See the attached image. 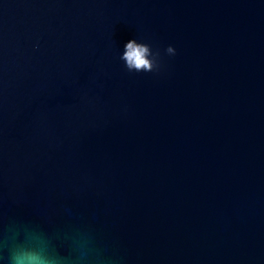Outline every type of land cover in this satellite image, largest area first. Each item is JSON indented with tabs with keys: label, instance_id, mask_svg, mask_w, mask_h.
<instances>
[{
	"label": "water",
	"instance_id": "1",
	"mask_svg": "<svg viewBox=\"0 0 264 264\" xmlns=\"http://www.w3.org/2000/svg\"><path fill=\"white\" fill-rule=\"evenodd\" d=\"M30 229L66 264H264V0H0V264Z\"/></svg>",
	"mask_w": 264,
	"mask_h": 264
},
{
	"label": "clouds",
	"instance_id": "2",
	"mask_svg": "<svg viewBox=\"0 0 264 264\" xmlns=\"http://www.w3.org/2000/svg\"><path fill=\"white\" fill-rule=\"evenodd\" d=\"M163 54L173 57L176 55V49L168 45ZM120 59L130 73H157L162 67L161 51L154 50L151 45L135 39L125 44ZM77 259L86 260L87 252L78 248ZM66 260V257L54 250L49 238L35 229L28 230L25 239L9 247L6 255L7 264H66Z\"/></svg>",
	"mask_w": 264,
	"mask_h": 264
}]
</instances>
